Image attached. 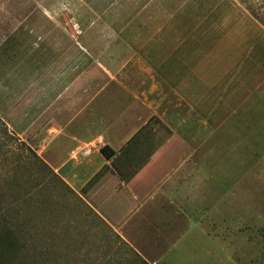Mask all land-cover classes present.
<instances>
[{
	"label": "crops",
	"instance_id": "obj_1",
	"mask_svg": "<svg viewBox=\"0 0 264 264\" xmlns=\"http://www.w3.org/2000/svg\"><path fill=\"white\" fill-rule=\"evenodd\" d=\"M212 4L0 0V118L70 189L92 185L87 215L108 240L92 252L107 264H236L188 215L165 211L168 184L147 178L233 110L238 32L221 21L224 0ZM70 163L87 174L71 176Z\"/></svg>",
	"mask_w": 264,
	"mask_h": 264
},
{
	"label": "rangeland",
	"instance_id": "obj_2",
	"mask_svg": "<svg viewBox=\"0 0 264 264\" xmlns=\"http://www.w3.org/2000/svg\"><path fill=\"white\" fill-rule=\"evenodd\" d=\"M224 3L227 8L221 21L228 24L226 31L238 32L233 69L238 93L233 110L225 118L220 117L226 110L216 112L198 139L187 142L179 156L165 158L172 171L146 176L154 185L168 184L162 192L157 190L170 198L165 211L188 215L196 227L233 254L236 264H264V0ZM16 16L21 21L26 13ZM226 54L220 55V65L229 64L235 55ZM4 124L14 139L0 143L1 177L5 172L14 174L17 185L28 194L19 201L6 192L0 203L3 218L27 242L12 264H107V254L92 252L108 241L101 230L92 231L96 226L87 215L93 212L90 202L84 201L90 199L92 185L78 192L70 189L31 143ZM67 168L77 178L87 174L82 166L70 163ZM4 180H0L2 190L12 186ZM169 227L185 226L171 221Z\"/></svg>",
	"mask_w": 264,
	"mask_h": 264
},
{
	"label": "trees",
	"instance_id": "obj_3",
	"mask_svg": "<svg viewBox=\"0 0 264 264\" xmlns=\"http://www.w3.org/2000/svg\"><path fill=\"white\" fill-rule=\"evenodd\" d=\"M13 139L14 135L8 132L6 125L0 118V143L8 144ZM100 153L105 159H110L113 155V151L108 147L100 148ZM33 156L40 161L43 167L48 168L35 154ZM2 179H5L4 184L12 186H6L7 188H4L3 190L0 189L2 191V194L0 191V203L1 200L5 198L6 192H12L13 195H15V199L17 198L19 201L27 199V192L23 190L20 185H17V177L14 174H8V172H5V177H1L0 174V180ZM6 210L8 209H5V211ZM26 244L27 242H25V240L22 241L18 238L16 230L12 228V224L3 218L2 209L0 208V264H12V262L16 260L18 253L24 249L23 247Z\"/></svg>",
	"mask_w": 264,
	"mask_h": 264
},
{
	"label": "built area",
	"instance_id": "obj_4",
	"mask_svg": "<svg viewBox=\"0 0 264 264\" xmlns=\"http://www.w3.org/2000/svg\"><path fill=\"white\" fill-rule=\"evenodd\" d=\"M69 26L72 32V37L75 38L79 34V29L77 27V24L74 22H70ZM88 155H89V149L71 151V159L73 160H77L79 157H86Z\"/></svg>",
	"mask_w": 264,
	"mask_h": 264
}]
</instances>
